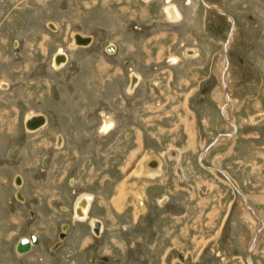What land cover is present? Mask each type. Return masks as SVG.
Masks as SVG:
<instances>
[{
  "label": "rangeland",
  "instance_id": "rangeland-1",
  "mask_svg": "<svg viewBox=\"0 0 264 264\" xmlns=\"http://www.w3.org/2000/svg\"><path fill=\"white\" fill-rule=\"evenodd\" d=\"M206 1L237 23L227 104L232 20L203 0H0V264H89V221L49 247L82 191L96 194L91 214L109 229L95 242L113 264H249L260 221L215 168L264 221V0ZM74 32L92 44L73 48ZM31 113L50 121L27 131ZM31 233L44 249L17 259Z\"/></svg>",
  "mask_w": 264,
  "mask_h": 264
},
{
  "label": "water",
  "instance_id": "water-1",
  "mask_svg": "<svg viewBox=\"0 0 264 264\" xmlns=\"http://www.w3.org/2000/svg\"><path fill=\"white\" fill-rule=\"evenodd\" d=\"M203 3L207 7H209V8H214L213 5H211L206 0H203ZM214 10H216V9L214 8ZM218 12H220L222 15H226L229 19L232 20V28H231L230 32L228 33L226 42H225V44L223 46L224 56L226 57V64H225V67H224V69H223V71L221 73V83H222V85H223V87H224V89H225V91L227 93V99H226V104H227V103L230 102V91H229L228 86H227V83H226V68H228V66L230 64L229 63V59H228V45H229L230 40L232 38L233 32L235 30L236 23H235V19L229 13H227L226 11L221 10V11H218ZM74 40H75V43L77 45L88 46V45H91L92 44L93 37L91 35H82L81 33H75L74 34ZM114 47L115 46L113 44L108 45L107 51L108 52H111V51L113 52L114 51ZM67 60H68L67 56L62 51H60L59 53H57L55 55V57H54V63L56 65H58V66L66 63ZM136 81H137L136 76L132 77V83L134 84V82H136ZM46 122H47V119H46V116L44 114H42V113H36V114L31 115L30 117H28L26 119V121H25V127L28 130L34 131V130H37L38 128L42 127L43 125H45ZM222 134L218 135V137L216 138V140L213 141V142H216L220 138V136ZM231 134L232 133H225L224 135H231ZM62 142H63V140H62V138H60V142L59 143H62ZM203 154H204V152H202V154L200 156V161H202ZM156 164H158V162H156ZM215 169L216 170H220L224 174V176L234 186V188L236 189L238 195L241 196L242 198H244V201L247 203V197L242 193V191L238 187H236V185L233 183V181L228 176V174L225 173L221 169H218V168H215ZM22 182H23V177L21 176L20 173H17L16 180L14 182L15 185L16 186H19L20 184H22ZM18 194L23 199V195H22V193L20 191L18 192ZM93 198H94V195L89 194V193L88 194L87 193H81V195H79V197H77V199H76V201L74 203V210H73V213H72L73 214L72 216H73V219L74 220H76V221H78V220L85 221V220H87L89 218V214L88 213H89V210H90V207H91V202H92ZM248 207L250 208L249 205H248ZM250 211H252V208H251ZM90 222L94 226L95 233L97 235H100L101 232H102V227H103L102 221H100V220H98L96 218H92L90 220ZM67 228H68V224H64L63 225V232L60 235V239L61 240L58 242L57 245H60L62 239L65 238V236L67 235L66 232L64 231ZM38 243H39V240L36 237V234L35 233H31L28 236L27 235L22 236L16 242L15 251L18 254V256H21L25 252L30 251L32 249V247L33 246H36ZM249 251H250V249H249ZM248 263L250 264L249 261H248Z\"/></svg>",
  "mask_w": 264,
  "mask_h": 264
},
{
  "label": "flooded vegetation",
  "instance_id": "flooded-vegetation-1",
  "mask_svg": "<svg viewBox=\"0 0 264 264\" xmlns=\"http://www.w3.org/2000/svg\"><path fill=\"white\" fill-rule=\"evenodd\" d=\"M215 8H216V10H218V11H221V9H219L218 8V6H214ZM212 9V8H211ZM220 13V12H219ZM223 18V17H222ZM235 22H236V20H235ZM237 24V23H236ZM235 33V32H234ZM233 37H234V35H233ZM233 39V38H232ZM231 42H232V40H231ZM231 42H230V44H231ZM228 53H229V62H230V64H229V68L231 69V61H230V46H229V51H228ZM223 54H224V52H223ZM245 61H244V59H243V57H242V63H244ZM229 73V71H226V73ZM230 72H231V70H230ZM227 77V76H226ZM230 78V77H229ZM230 83H231V81H229ZM229 82L227 83L228 85H229ZM223 115H224V112H223ZM225 117V116H224ZM225 119L226 120H228L226 117H225ZM49 121H50V119H49V116H48V123H49ZM208 147V146H207ZM204 151V150H203ZM211 169H214V167H212L211 166ZM221 172V171H220ZM224 175V174H223ZM22 176V175H21ZM23 177V176H22ZM226 178V177H225ZM228 180V179H227ZM24 182H25V178L23 177V183H22V185L20 186L21 188L23 187V185H24ZM20 187H18V188H20ZM81 193H89V194H92V195H94V198H93V200H92V202H91V207H90V210H89V218L87 219V220H85V222L86 221H89V222H86V223H88V226H89V232H90V238H94L92 241H90V246H89V248H88V253H87V256H88V262H89V264H113L114 262H116V259H115V257H114V253H109V252H104L103 250H102V248H101V246L99 245L100 243H98V242H95L97 239H100V240H102V241H105L104 239H102V238H100V237H102V236H104V234L106 233V231H108V226H107V223L105 222L106 221V219L104 220V219H102V218H100V217H96V216H92V214H91V212H92V209H93V201H94V199H95V197H96V194L94 193V192H92V191H82ZM81 193L79 194V195H81ZM79 195H78V197H79ZM248 197V196H247ZM249 198V197H248ZM25 199H27L26 198V196H25ZM250 199V198H249ZM20 200V199H19ZM21 201V200H20ZM75 202V201H74ZM21 204H26V201L24 202V201H21L20 202ZM73 210H74V205H73V207H72V213H73ZM248 212H249V214H250V211L249 210H247ZM34 212H29V214H31L32 216H34V214H33ZM73 214H71V218H70V222H66V223H63L62 225H61V232H59L58 233V236H59V238H58V240H56L55 242H54V244L53 245H51V246H49V247H51V249L52 250H58L60 247H62V246H64L66 243V239L69 237L68 235H69V228L71 229V227H72V222H73V216H72ZM251 215V214H250ZM252 216V215H251ZM92 218H96V219H98V220H100V221H102V224H103V227H102V232H101V234L100 235H97L96 233H95V229H94V226L91 224V222H90V220L92 219ZM78 221H80V220H78ZM82 222H84V221H82ZM71 223V224H70ZM64 224H68V228L66 229V230H64L65 232H66V236H65V238L61 241V244L60 245H57L58 244V242L61 240L60 239V235H61V233L63 232V225ZM106 236V235H105ZM22 237V236H21ZM20 237V238H21ZM36 237L38 238V240H39V243L36 245V246H33L32 247V249L30 250V251H28V252H25L24 254H22L21 256H18V254L16 253V257H17V259H22V260H24L25 259V257L26 256H28L29 254H31L32 253V251L36 248V249H44V247H42V245H43V240L41 239V237L40 236H38L37 234H36ZM97 237H99V238H97ZM96 239V240H95ZM87 243L89 242V239L87 238ZM48 241H46V240H44V243L46 244ZM105 244V243H104ZM15 245H16V243H15ZM42 247V248H41ZM1 250V249H0ZM14 250H15V248H14ZM40 251V250H39ZM16 252V251H15ZM254 252V251H253ZM253 252H250V255H251V260H252V262H253V264H257L255 261H254V259L252 258V253ZM247 253V252H246ZM250 255L248 254V258H247V260L246 261H249L250 262V260H249V257H250ZM42 257V256H41ZM49 258V257H48ZM42 259H45V256L42 258ZM19 264H26V262H22V261H19ZM28 264H34V263H32V262H29ZM51 264H56V262L55 263H51ZM57 264H59V263H57ZM250 264H251V262H250Z\"/></svg>",
  "mask_w": 264,
  "mask_h": 264
},
{
  "label": "bare ground",
  "instance_id": "bare-ground-1",
  "mask_svg": "<svg viewBox=\"0 0 264 264\" xmlns=\"http://www.w3.org/2000/svg\"><path fill=\"white\" fill-rule=\"evenodd\" d=\"M170 6V5H169ZM168 7V6H167ZM214 7V6H213ZM169 8V7H168ZM173 10H170L168 13H169V15L171 16V18L172 19H178V18H180V11L178 10V8L176 7V6H173ZM215 8V7H214ZM214 8H212V9H214ZM216 9V8H215ZM236 23V22H235ZM56 27V26H55ZM235 31V30H234ZM76 32H74L73 33V35L75 34ZM233 35H234V32H233ZM233 35H232V38H233ZM232 38H231V40H232ZM231 40H230V42H231ZM89 46V45H88ZM88 46H83V45H77L76 43H75V40L73 39V42H72V47L73 48H76V47H88ZM229 46H230V43H229V45H228V51H229ZM113 49V48H112ZM114 50H115V47H114ZM59 53V52H58ZM66 56H67V58H68V55L65 53V52H63ZM194 53H195V51H194ZM223 56H224V54H223ZM69 59V58H68ZM228 59H229V53H228ZM224 61H226V57H224ZM67 62H68V60H67ZM66 62V63H67ZM66 63H64V64H62V65H60V66H58V65H56L55 63V66L57 67V68H61L62 66H64ZM225 67V66H224ZM228 69H229V67L228 68H226V71H228ZM221 70H222V68H221ZM230 74V72L228 73H226V83H228L229 82V75ZM132 77H134V75L132 76ZM135 84V83H134ZM133 83H132V85H134ZM135 86H136V84H135ZM134 86V87H135ZM227 86H228V89H229V85L227 84ZM133 87V88H134ZM230 91V90H229ZM225 94L227 95V93H226V91H225ZM230 103V102H229ZM33 114H36V113H31V114H29L26 118H25V121H26V119L28 118V117H30L31 115H33ZM42 114H44V113H42ZM45 116H46V119H47V122L45 123V125H43L42 127H40V128H38L37 130H39V129H41V128H43V127H45L47 124H48V117H47V115L46 114H44ZM224 115H225V117L229 120V121H232V119L230 118V117H228L227 115H226V113H225V110H224ZM110 116V115H109ZM24 124H25V122H24ZM115 125V120H114V118L113 117H109L108 119L106 118L105 119V122H104V125L102 126V132H104V133H106V132H108L110 129H112L113 128V126ZM27 131H30V132H34V131H37V130H34V131H32V130H28V129H26ZM103 134V133H102ZM208 152V151H207ZM206 151H204V154H203V157H204V155L207 153ZM206 158V157H205ZM203 159V158H202ZM201 162H203V161H201ZM160 164V163H159ZM159 166V165H158ZM157 166V167H158ZM157 167H154V168H152V167H150V168H152V169H156ZM152 173H154V172H152ZM232 180V179H231ZM23 183V182H22ZM22 184H20L19 186H21ZM245 196H247V195H245ZM21 197V196H20ZM241 197V196H240ZM120 198V197H119ZM242 198V197H241ZM243 200H244V198H242ZM244 205H245V208L247 209V210H251V208H252V211H250V213H252L256 218H258V221H260L259 223V227L257 228L258 229V232H257V234H256V236L255 237H253V241H254V244L253 245H251V247H250V252L252 251V249H253V247H254V245L256 244V241H259V238L260 237H262L263 236V234L262 233H260L262 230H263V228L264 227H262V225H264V221H263V219L260 217V214H259V212L256 210V208H255V206L251 203V201L247 198V203L245 202L244 203ZM248 205L250 206V208L248 207ZM140 206H141V208L142 209H145V206H144V204L142 203V201L140 200ZM64 239V238H63ZM62 239V240H63ZM261 239V238H260ZM250 252H249V255H250ZM249 260H250V257H249ZM251 262V261H250ZM251 264H253V263H251Z\"/></svg>",
  "mask_w": 264,
  "mask_h": 264
},
{
  "label": "crops",
  "instance_id": "crops-1",
  "mask_svg": "<svg viewBox=\"0 0 264 264\" xmlns=\"http://www.w3.org/2000/svg\"><path fill=\"white\" fill-rule=\"evenodd\" d=\"M56 54H57V52L55 53V55H56ZM55 55H54V56H55ZM147 168H149V167H147ZM9 256H10V255H8V257H9ZM2 264H9V262L6 260V261H3Z\"/></svg>",
  "mask_w": 264,
  "mask_h": 264
}]
</instances>
